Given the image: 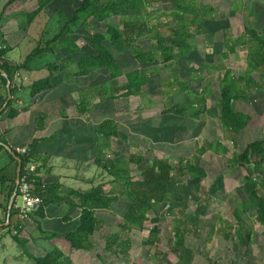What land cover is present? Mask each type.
Here are the masks:
<instances>
[{"label": "trees", "instance_id": "obj_1", "mask_svg": "<svg viewBox=\"0 0 264 264\" xmlns=\"http://www.w3.org/2000/svg\"><path fill=\"white\" fill-rule=\"evenodd\" d=\"M22 0H6L0 11V24L3 18L12 7H16ZM51 0H39L38 5L33 11L26 13V21L29 24L33 18L42 10V8ZM160 4L165 5L170 3L172 9L170 13L175 23L170 25L168 22L156 23L149 25L144 20L142 15V7L145 3L149 4L150 0H80V4L72 10L71 16H67L63 27L59 32L50 40L47 41V47L42 46L41 43L33 48L19 63H9L5 60L9 47L0 46V107L7 97V80L10 81L9 89L11 98L6 106L0 111V121L4 119H12L17 116L19 110L15 102V94L18 86L14 81L15 71L21 74L29 71V65L32 59L46 51L49 44L55 40L61 41L69 52L74 51L76 45L67 36L66 32L70 29L69 24L78 19L80 13H89L97 22L111 20L105 30H98L93 24L84 22L83 26L88 30L87 42L94 49L95 53L90 56H83L75 60L76 74L87 75L92 79L93 84L101 86L99 78L104 81L116 80L120 76H124V81L111 86L109 88L108 97L110 99L128 97V96H141L144 95V89L147 83V71L153 69L156 64H162L161 69H166L169 66L173 69L171 75L161 78L164 82L174 76L176 77L175 53L186 56L193 50L191 38L195 33H204L206 39L211 40L214 32H208L199 24H205V17L213 19L216 10L210 5L203 2L187 1V0H159ZM156 2V3H158ZM232 7L238 6L241 2H234L230 0ZM162 6V5H161ZM199 7V8H198ZM146 8V7H145ZM198 8V9H197ZM127 12L126 18L122 17L118 21L110 18L120 16L121 11ZM199 11L201 13H199ZM130 13V14H129ZM222 16V14H220ZM115 22V23H114ZM167 25V32H162V26ZM206 25V24H205ZM246 33L255 41L257 46L246 57L248 60V69L242 75L232 73L231 69H226L222 74L219 81V99L217 100L215 112L217 111L218 117L222 126L232 132L238 134L242 129L246 128L251 122V116L242 111L235 109V100L243 89L240 85L250 87L251 83L254 86H259L253 73L264 67V27L261 32L253 27H245ZM143 38L150 39V46L144 48L140 43H137ZM105 41L118 51L115 54L109 49ZM233 47L230 48V51ZM123 54V55H122ZM226 57V53L221 52V58ZM126 61V62H124ZM129 62L133 68L124 71V66ZM149 67V68H147ZM58 66L54 63L48 66V74L39 78L29 85V95L32 101H39L51 88V76ZM4 71L5 75L1 73ZM102 76H100V74ZM260 72V71H259ZM163 82V83H164ZM180 86L184 89L187 85L185 81H179ZM264 87V82H262ZM187 89V88H185ZM204 90V89H203ZM203 90H189L188 94L192 101L187 105L192 107H184V105H169L162 110V113H173L178 115H187L192 118H202L206 110V102ZM105 92H99L103 95ZM200 96V97H199ZM82 110H86L85 104H81ZM45 116L36 118V122L44 121ZM41 127V125H40ZM8 130L0 129V151L5 152L9 159V163H13V177L9 179L7 173L2 172L7 168L8 164L0 166V191L5 196V205L3 206V218L0 217V226L3 228L12 227L13 233L10 238L22 249L25 256L32 262L31 264H72L70 256L64 253L60 248H53V250H46L44 254L36 255L28 247V239L22 237V232L25 228V223L32 221L35 223L40 235L45 239L63 238L70 249L78 250H91L93 248L92 240L103 239L104 249L116 255H120L121 250L113 248V241L110 236L114 233L111 228L106 224V219L99 216L100 212L111 211L114 204L119 200V196H125L128 207L123 214V222L120 224L121 228L127 229H144L146 228L145 221L149 217V212H155L160 208L162 203L167 202L168 214L170 209L174 207L173 201L181 200L182 195L175 192L171 185L173 182L180 181L181 177L188 176V178H204L206 171L200 166L199 156L194 154L188 159L181 158L176 164H172L171 160L166 158L154 157L151 159L139 153H131L126 160H115L111 154L118 155V152L110 148L109 140L115 138L123 142L128 141V135L124 130L120 129V124L116 117L104 118L94 128L95 136V164L112 178L108 182H98L87 190H80L68 188L64 193L60 194L57 190L60 188L58 183H47L41 179L38 173V168L30 173L32 179V194L40 198L38 208L27 214L26 217L19 216V209L15 207L17 203L16 196L10 208L8 224L5 225L7 216V207L10 196L16 190L15 184L17 161L11 153L4 147L8 145L4 138ZM54 137H51L52 139ZM236 139V138H234ZM237 140V139H236ZM12 151L20 158V175L25 172V167L28 164H34V154L29 147L28 153H20L13 147ZM209 149L213 152L225 153L227 147L221 142L215 141L208 145ZM207 148H200L199 154L203 153ZM110 154H107V153ZM230 166H241L245 169L246 173L243 175L242 190L245 194V199L238 203V206L233 208V216L238 223V238L242 246L247 247L250 244V236L254 230L248 228L245 233H240L244 229L245 222L243 215L246 214L247 208H252L255 213V220L259 222L264 228V183H258L254 174H264V138H255L247 141L238 151H233L231 158L228 159ZM133 163L138 172L139 178L134 179L129 174V164ZM35 165V164H34ZM186 178V177H185ZM255 178V179H253ZM110 188H106V184ZM16 195V194H15ZM63 205L66 208L62 212V220L68 221L70 215L74 210L78 209L77 225L72 230H67L62 233L45 231L42 228L40 219L45 217V208L50 205ZM192 215H186L184 218L176 221L174 229L167 234V245L170 252L177 254L183 243V236L189 228L186 227L185 220L190 219ZM162 218L154 216L151 218L152 224L147 226L148 234L145 242L150 247L157 249V242L159 241L160 227L158 221ZM25 222V223H24ZM192 223L193 222L192 219ZM193 231L195 228H192ZM166 236V234L164 235ZM158 250V249H157ZM124 251V250H123ZM247 251V249H246ZM160 253V251L156 252ZM155 257L158 258V254ZM162 254V252H161ZM179 258L181 257L177 254ZM206 264H218L212 261Z\"/></svg>", "mask_w": 264, "mask_h": 264}, {"label": "rangeland", "instance_id": "obj_2", "mask_svg": "<svg viewBox=\"0 0 264 264\" xmlns=\"http://www.w3.org/2000/svg\"><path fill=\"white\" fill-rule=\"evenodd\" d=\"M38 1L22 0L18 6L12 7L8 11L9 13L5 15L2 22L8 14L10 15L13 11L22 9V5L27 7L29 12L33 11L38 5ZM158 1L150 0L149 4L145 3L146 8L142 7V15L146 23L149 25L164 22H168L170 25L174 24L175 19L172 18V14L170 13L172 9L170 3H166L168 5L164 7L165 5L160 4ZM197 1L210 4L217 12L213 15V19L207 16L205 17L206 25L199 24L206 31L214 32L211 43L208 44V39H206L204 33H195L191 38L195 49L190 51L186 56L175 53L177 60L175 62V69L176 74L179 76L178 81L172 76L167 82H164L166 92L163 93L162 98L159 96L161 86H159L158 80L164 76L171 75L170 72L173 69L169 67H172V65H169L167 66L168 68L162 70V64H156L158 71L149 74L146 86L143 88L145 90V97H147V91H149L155 99V104L152 105V109H140L138 107L139 99L137 97L120 100L118 102L114 101V108L118 110L115 111V115L113 112L112 116L118 119L120 129L129 135V141L123 142L117 140L114 142V149L118 152V155L111 154V157L117 162L119 160H126L131 153L140 152L146 157L150 156V159L159 154L161 156H171L170 160L172 164H176L179 160L178 158L186 159V157H189V152H186L183 146L174 147L168 144L166 140L160 139L159 136L165 134L157 128L159 125L165 124L168 129L171 124H176V118L174 116L162 113L164 108L161 104L165 106L172 104L184 105V107L192 109L190 105H187L188 96L186 93L179 94L176 97H167L169 94H174L175 91L172 92L171 88L180 86L179 81L188 80V72H193L192 74L195 73L196 75L195 78L191 77L188 81L189 88H193V90H209L206 99L207 106L210 109L208 111V117L210 119L207 123L194 122L196 125L193 133L197 137L196 140L200 142V145L204 144L205 139L211 142L219 140L227 144L228 151L220 154L208 151L204 154L202 164L207 171L205 178L196 177L189 179L188 176H185L186 178L181 177L180 181L173 182L171 185L172 189L181 194L182 199L173 201L174 207L170 209L168 214L166 213L168 208L167 202L162 203L157 211L149 212V217L144 222L146 225L144 229L132 228L129 230L120 227V224L123 222V214L129 204L125 196L120 195L119 200L114 204L112 210L102 211L99 213V216L104 217L109 222V228L114 233L109 237L114 242L112 245L113 248L118 249L119 247L118 250L123 249L124 251L121 250L120 255H116L112 252H107L104 249V244L100 243L99 247L95 250L85 252L81 256L74 255L73 259L75 264H206L212 261H216L218 264H264V228L255 220V213L252 208L246 209V214L243 215L245 226L240 232L241 234L245 233L250 227L254 230L250 236L251 241L248 248L242 246L239 241L238 223L233 216L232 210L238 206L241 200L245 199V194L242 190V177L246 171L241 166H230L228 161L231 158L232 152L238 151L247 141L255 138H264V87L262 85V82H264V67L259 70L260 72L257 71L256 74H253L259 86H254L253 83L251 88H246L247 100H235L236 106H239L238 108L250 113L251 122L246 128L242 129L238 134H232V132L227 131L221 125L218 116H215L214 110L216 101L219 99V81L227 69L225 67L229 66L232 68L235 74H244L248 69V60L246 57L257 44L246 33L245 27H253L261 32L264 27V0H233L234 2H241L238 6L234 7H232L230 0ZM79 4L80 0H70V3L65 4L63 6L64 8L62 7V15H60L62 20H59V23L56 20L58 18L56 13L52 14L53 18L47 20L41 17L39 12L37 15H40L36 18L37 22L34 25H29L27 33H31V36L36 37L40 34L50 37L56 32H59L58 30L63 27L67 16H71L73 8ZM57 8L59 10L61 6ZM127 12L122 10L119 17L115 16V18L110 19L118 21V18L119 20L122 17L126 18ZM199 13L201 12L199 11ZM18 19L16 26L18 30H22L24 24L27 22L25 15L18 17ZM52 20H55L56 24L54 22L51 23ZM23 21L24 24H22ZM110 21L107 19L103 22H97L91 14L80 13L78 19L70 23L69 27L75 31L76 37L79 38L78 40L86 46L87 44L85 42L89 33L83 26V23H91L96 25L98 30L103 31ZM50 23L51 25L49 26ZM166 27L167 25L164 24L161 31L167 32ZM19 35L20 31L16 30V36L18 37ZM54 42L57 43V41ZM105 42L108 44L109 41ZM137 43L148 47L150 46V39L143 38ZM44 44L45 42L41 43L42 46ZM231 44L234 45V51L229 52L227 46ZM108 46L116 55L119 54L111 45L108 44ZM28 51H30L29 45L24 41L18 44L17 47H14V51H8L6 55L7 57L15 59V53H17V59H19L22 55H26ZM221 52H227L226 57L221 58ZM202 63H206L207 66H203ZM212 63L214 66H209ZM71 66L72 64L65 66L64 73L61 71V74H66ZM131 68H133V65L128 62L123 69L127 71ZM102 74L104 73L101 72L100 76ZM46 75L44 74L42 77ZM88 77L91 79L90 76ZM32 78L33 76H31L30 80ZM99 81L102 86L105 83L108 85L121 83L123 79L117 78L114 81H103L100 77ZM105 110L106 106L103 103L99 107V112L105 113ZM178 119L179 125L183 123L190 125L193 122L185 118ZM190 131L191 127L186 130L187 133ZM186 132H183V134H186ZM167 133L170 134L169 131ZM181 133L182 131H179V136ZM231 137H233L232 140L230 139ZM4 138L10 144L9 141L13 137L12 135L6 134ZM22 139V137H19L14 138V141H12L22 143ZM177 141L181 143L182 139L178 138ZM6 164L8 166L2 172L10 175L8 177L11 179L13 177V163H9L5 152L0 151V166ZM129 174L134 179L139 178V172L133 163L129 164ZM254 175L259 184L264 183V174L260 175L256 173ZM262 189L261 193H264V188ZM20 201L21 199L18 197L17 202L20 203ZM4 205L5 196L0 191L1 218H3L4 214ZM185 214L192 215V217L190 219H183L189 230H186L183 236L182 246L177 253L183 258H179L177 254L169 251L166 237L174 229L176 221L184 218ZM154 216L162 218L158 221V226L160 227L158 234L160 239L157 242L158 250L155 247H150L145 242L149 230L147 226L153 223L151 218ZM192 219L195 224L192 223ZM192 228H195L194 231ZM12 230V227L3 228V226H0V242L5 240L4 243L8 246L7 252L12 258L14 257L13 261L15 264H31L32 262L25 256L22 249L12 240H9L11 239L9 235L13 233ZM165 234L166 236H164ZM22 237L28 239L29 242L27 245L36 255L43 254L49 246V243L44 241L45 238L40 235L35 223L32 221L25 223ZM158 251L160 253H156ZM155 253L158 254V258L155 257Z\"/></svg>", "mask_w": 264, "mask_h": 264}, {"label": "crops", "instance_id": "obj_3", "mask_svg": "<svg viewBox=\"0 0 264 264\" xmlns=\"http://www.w3.org/2000/svg\"><path fill=\"white\" fill-rule=\"evenodd\" d=\"M5 1L6 0H0V11ZM67 3H70V0L50 1L42 8V11H40L41 17L50 20L51 18H53L52 14L56 13L58 15V18L56 19L57 22L59 20H62L60 17L63 12L62 7ZM58 6H61V9L58 10ZM28 10L29 9L27 7L22 5V9L15 10L12 12V14H8L6 16V19H4V21L0 24V46L6 45L9 47V51H14V47H17L18 44L26 41L31 51L38 45V43L45 42L43 46L47 47V41L52 39L58 33L56 32L50 37L44 36L43 34H40L38 37H36L31 36V33H27V28L29 27V25H34L37 22L36 18L40 14L35 16L29 24L27 22L26 24H24L23 21L22 24H24V28L22 30H18V27L16 26L17 21L20 19H18V17L26 15V13L29 12ZM53 22L56 24L55 20H52L51 23ZM51 23L49 24V26L51 25ZM94 26L96 27V25ZM16 30L20 31V35L18 37L16 36ZM66 34L73 41L74 45H76V48H74L75 50L69 52L61 41L55 40L57 41V43L54 41L51 42L46 51L36 55L30 62L29 71L23 73V75H25L27 79L24 80L20 86L18 85V88L16 89L14 105H16L19 113L12 119H4L3 121H0V129L3 130L4 128H6L8 131L5 133V135L9 134L13 137L11 141H9L10 144L7 142L8 145L13 148L23 146L30 147L32 153L34 154V164L38 168V173L41 176V179L44 182L46 181L47 183L60 184V188L57 190V192H59L60 194L64 193L68 188L87 190L98 182H108V180L112 178L107 173L102 172V170L94 162V128L104 118L113 117V112L114 115L116 114L115 111L118 109L114 108V101L118 102L120 100L137 97L139 99L138 107L140 109L146 110L152 109V105L155 104V99L153 98V95L149 93V91H147V97H145L144 94L141 96H128L110 99L108 97L109 88L119 83L111 85L105 83L102 86H99L98 84H93L92 79H89L87 75H77L75 60L83 56L93 55L95 51L89 45L87 40L85 42L87 45L84 46L83 42H80V40H78L79 38L76 37L75 31H73L71 28ZM210 43L211 40L208 41V44ZM108 44L106 45L108 46ZM32 45L33 47L31 48ZM143 47L148 48L149 46ZM231 47H233L232 51H234V45L231 44L227 46V50L229 52H231ZM193 49L195 48L193 47ZM30 51H28V53ZM225 53L227 55V52ZM26 55H22L21 57H19V59H17V53H15V59L7 57L6 55L5 60L12 64L19 63L24 59ZM52 63L58 66V69L54 71L51 76L52 88L39 101L34 102L29 95V85L31 82L39 79L40 77L42 78L44 74H48V66ZM68 64H72L69 71L66 74H61L62 72L64 73V68ZM202 64L203 66H207L206 63ZM209 66H214V64L212 63ZM225 68L232 70V68H230L229 66ZM157 71L158 70L156 66L153 69L148 70L147 80L149 74L156 73ZM192 73L193 72H188V80H185V82H187L185 88L187 89H183L182 86L171 88V91L175 92L173 95H167V97H176L179 94L186 93L188 96L187 103H190L192 101V98L188 94V89L193 90V88L188 87V81L191 77H196L195 73ZM232 73L235 74L233 70ZM31 76H33L32 80H30ZM176 77H179L178 74H176ZM121 78L124 81V76L119 77V79ZM163 82V80L161 82V78L158 80V84L159 86H161L159 93V96H161V98L163 97V93L166 92ZM252 84L253 83H251V86ZM251 86L245 87L243 84H241L240 88L243 89V92L239 94L238 99L247 100L246 88H251ZM102 90L105 93L103 95H100L99 92H101ZM208 92L209 90H203L202 94L206 102V110L204 111V116L202 118L198 119L192 118L187 115L165 113L174 116L176 118V124H171L168 129L166 128L165 124H161L157 127L162 133L165 134L160 135V139L166 140L168 144L174 147L183 146V148L186 149V152H189V157L194 154L198 155L200 159V166L203 168L204 165L202 164V157L204 156V154L208 151L215 154L218 153L213 152L211 149L207 148L208 145L212 143L211 141L205 139L204 144L200 145V142L196 140L197 137L193 133L196 125L194 124V122L207 123L210 119L208 117V111H210V109L207 106L206 99V95ZM0 96H2L1 91ZM217 102L218 101H216V104ZM103 103L106 106V110L104 111L105 113L99 112V107ZM81 104H85L86 110H82L81 108H79ZM161 106H163V108H166L165 105L161 104ZM238 107L235 104V109L237 111H242L241 108ZM119 111H121V109H119ZM242 112L250 114L248 111ZM40 116H45V119L44 121L37 123L36 118ZM215 116H218L217 111L215 112ZM178 118L189 119L193 122L190 125L184 123L179 125ZM189 127H191V131L187 133L186 130H188ZM168 131L170 132V134L167 133ZM179 131H182L180 136ZM227 131L225 132L228 133ZM183 132H186V134H183ZM19 137L23 138L21 140L22 143L13 142L14 138ZM51 137L54 138L50 139ZM178 138L182 139L181 143L177 141ZM230 139L232 140L233 137H231ZM117 140L118 139L115 138H111L109 140L110 148L112 150H115L114 142H116ZM216 141L221 142L219 140ZM221 143L227 147L228 151L227 144L224 142ZM201 147L207 149L203 153L199 154L200 152L198 149H200ZM107 154L110 153L108 152ZM141 155L145 156L144 154ZM155 157H165L169 160L171 159V156H161L159 154H157ZM189 157H186V159H188ZM146 158L150 159V156H147ZM106 188H110V185L108 183L106 184ZM65 211L66 208L63 207V205H48L45 208V217L43 219H40L42 228L45 231H53L58 233L74 229L78 221V209L74 210V213L70 215V219L68 221H63L61 218L62 212ZM106 222V224L109 226V222L107 220ZM98 238V240H92L93 248L91 250L70 249L63 238L45 239L44 241L49 243L48 248L45 247V251L53 250V248H60L64 253L70 256L72 264H75L73 256H81L84 255L85 252H90L98 248L100 243L103 242L102 238ZM4 242L5 240L0 242V264H15V262L13 261L14 257L12 258L11 255L7 252L8 246H6Z\"/></svg>", "mask_w": 264, "mask_h": 264}, {"label": "built area", "instance_id": "obj_4", "mask_svg": "<svg viewBox=\"0 0 264 264\" xmlns=\"http://www.w3.org/2000/svg\"><path fill=\"white\" fill-rule=\"evenodd\" d=\"M1 47H5L2 45ZM26 76L21 74L19 71H15L14 73V81L16 85L20 86L24 80H26ZM17 152L20 153H28L29 147H17L15 148ZM35 170L34 164H28L25 167V172L19 175V181L17 184V192H16V200L19 197L21 199L20 203H15V207L19 209V216L24 218L28 213L36 210L40 204V198L32 194V179H30V173ZM255 179V178H253Z\"/></svg>", "mask_w": 264, "mask_h": 264}, {"label": "water", "instance_id": "obj_5", "mask_svg": "<svg viewBox=\"0 0 264 264\" xmlns=\"http://www.w3.org/2000/svg\"><path fill=\"white\" fill-rule=\"evenodd\" d=\"M1 73L3 75H5L4 71H2V70H1ZM9 83H10V81L7 80V83H6V87H7V97H6V100L4 101V103L2 104V106L0 107V111L6 106L7 102L11 98V93H10V89H9ZM0 143L2 144V142H0ZM4 147L11 153V155L17 161L16 176H15V184L17 185L18 184V181H19V175H20L19 173H20V167H21L20 158H19L18 155L15 154L14 151H12V149L10 148L9 145L4 144ZM15 194H16V190H14V192L12 193V195L10 196V199H9V203H8V207H7V216H6L5 225L8 224V218H9L10 208H11V205H12V203L14 201Z\"/></svg>", "mask_w": 264, "mask_h": 264}]
</instances>
